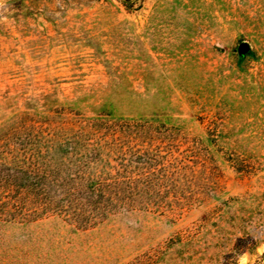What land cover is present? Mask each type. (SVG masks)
Returning <instances> with one entry per match:
<instances>
[{
  "label": "rangeland",
  "instance_id": "obj_1",
  "mask_svg": "<svg viewBox=\"0 0 264 264\" xmlns=\"http://www.w3.org/2000/svg\"><path fill=\"white\" fill-rule=\"evenodd\" d=\"M0 159V264H264V0H0Z\"/></svg>",
  "mask_w": 264,
  "mask_h": 264
},
{
  "label": "trees",
  "instance_id": "obj_2",
  "mask_svg": "<svg viewBox=\"0 0 264 264\" xmlns=\"http://www.w3.org/2000/svg\"><path fill=\"white\" fill-rule=\"evenodd\" d=\"M131 5V3L127 2L125 6H127V8ZM14 174L9 173L8 167H6L4 165V163H1V159H0V216L1 215H8L10 214L9 211H6V209H4V207L6 206L4 202H2V194L5 192L4 189L8 190V193L13 192L14 190H19L20 186H22V183L24 182H29L31 181V179H33L35 176L33 174H31L28 171L19 169V168H14ZM23 175V178H18L17 175ZM7 185V186H6ZM6 186V187H4ZM25 186V185H23ZM40 187V188H38ZM26 188V187H25ZM31 193L34 194L35 197L37 198H43L44 200L46 199L47 204L44 205V209H48V208H55V204L52 203L53 199L49 198L48 193L50 191H52V188L44 186V185H37V187H34V189H28L27 191H29ZM60 192H62L64 197H68L69 201H67V204H70V197H72L73 195L79 194L82 191L81 190H76V191H70V190H64L62 189ZM5 205V206H4ZM42 208V207H41ZM60 209H58L60 212L64 211V207H59ZM62 208V209H61ZM64 208V209H63ZM7 212V213H6ZM34 212V211H33ZM78 216V214L76 215Z\"/></svg>",
  "mask_w": 264,
  "mask_h": 264
},
{
  "label": "water",
  "instance_id": "obj_3",
  "mask_svg": "<svg viewBox=\"0 0 264 264\" xmlns=\"http://www.w3.org/2000/svg\"><path fill=\"white\" fill-rule=\"evenodd\" d=\"M238 51L240 54H246L249 51V47L246 44H242L240 45Z\"/></svg>",
  "mask_w": 264,
  "mask_h": 264
},
{
  "label": "clouds",
  "instance_id": "obj_4",
  "mask_svg": "<svg viewBox=\"0 0 264 264\" xmlns=\"http://www.w3.org/2000/svg\"><path fill=\"white\" fill-rule=\"evenodd\" d=\"M240 264H249L248 262V257L244 256L241 260H240Z\"/></svg>",
  "mask_w": 264,
  "mask_h": 264
}]
</instances>
